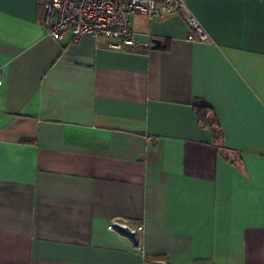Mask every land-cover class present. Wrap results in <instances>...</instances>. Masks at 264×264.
Wrapping results in <instances>:
<instances>
[{"label":"crops","instance_id":"obj_1","mask_svg":"<svg viewBox=\"0 0 264 264\" xmlns=\"http://www.w3.org/2000/svg\"><path fill=\"white\" fill-rule=\"evenodd\" d=\"M44 1L0 0V264H264V0H184L206 41L132 12L122 50Z\"/></svg>","mask_w":264,"mask_h":264},{"label":"built area","instance_id":"obj_2","mask_svg":"<svg viewBox=\"0 0 264 264\" xmlns=\"http://www.w3.org/2000/svg\"><path fill=\"white\" fill-rule=\"evenodd\" d=\"M132 12L140 13L148 20L178 13L188 26L187 40L208 39L207 33L184 0H45L41 8V24L52 40L62 38L67 32L72 40L83 35L106 37L110 40L109 48L122 50L135 43L129 22ZM115 223L127 225L136 233L130 224L118 220L111 222V230L115 229ZM140 248L137 246V249Z\"/></svg>","mask_w":264,"mask_h":264},{"label":"trees","instance_id":"obj_3","mask_svg":"<svg viewBox=\"0 0 264 264\" xmlns=\"http://www.w3.org/2000/svg\"><path fill=\"white\" fill-rule=\"evenodd\" d=\"M200 110H202V113L200 115L201 122L212 127L215 123L214 117L211 115V108L206 105H203L200 107Z\"/></svg>","mask_w":264,"mask_h":264},{"label":"water","instance_id":"obj_4","mask_svg":"<svg viewBox=\"0 0 264 264\" xmlns=\"http://www.w3.org/2000/svg\"><path fill=\"white\" fill-rule=\"evenodd\" d=\"M154 42L157 44L158 40H154ZM114 226L117 230L128 235L131 239H135V232L131 230L127 225L115 223Z\"/></svg>","mask_w":264,"mask_h":264}]
</instances>
